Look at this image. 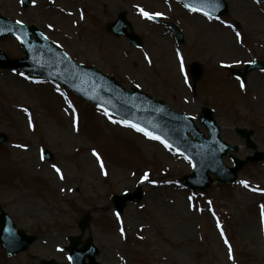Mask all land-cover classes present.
<instances>
[{"label":"rangeland","instance_id":"obj_1","mask_svg":"<svg viewBox=\"0 0 264 264\" xmlns=\"http://www.w3.org/2000/svg\"><path fill=\"white\" fill-rule=\"evenodd\" d=\"M226 1L230 10L221 19L178 0H33L29 7L0 0V13L37 25L76 62L192 115L205 133L201 108L212 107L222 137L239 145L236 155L245 158L253 150L236 127L249 128L264 151V69L241 82L228 67L264 61V2ZM140 9L179 25L185 43L177 44L161 21ZM121 12L142 48L108 31ZM0 47L10 57L24 56L14 37L3 38ZM192 61L204 69L198 81L189 72ZM0 132L8 136L0 144V202L18 227L37 235L14 256L0 245V264H70L62 247L72 235L80 237V247L92 236L101 264H264V161L243 167L235 183L191 191L182 180L192 172L184 157L61 85L10 69H0ZM44 149L51 159L42 158ZM61 173L73 179V193L62 190ZM138 185L143 199L117 217L112 194ZM84 215L91 225L81 232ZM141 220L147 227L140 228Z\"/></svg>","mask_w":264,"mask_h":264},{"label":"water","instance_id":"obj_2","mask_svg":"<svg viewBox=\"0 0 264 264\" xmlns=\"http://www.w3.org/2000/svg\"><path fill=\"white\" fill-rule=\"evenodd\" d=\"M23 1L25 5L30 3V0ZM184 1L202 12H205V7L209 6L216 8V12L219 14L228 10V6L223 0ZM168 24L174 29L179 42H183V35L179 28L172 23ZM109 28L117 34H126L131 42L140 44L139 37L134 32L127 31V28H131V24L126 20L124 13L120 14L118 21L112 23ZM11 34L20 37L26 57L12 59L0 50V68L12 67L59 81L85 100H90L118 115L125 122L145 129L153 136L160 137V140L167 141L168 145L192 160L194 172L184 177L191 188L207 189L213 182L210 174H214L218 182L234 181L237 178V171L247 161L264 159V152H256L246 161L233 157L236 165L228 167L224 164L222 156L229 154L231 150H237V146L226 143L220 137V130L211 109L204 108L201 117L202 123L209 132V137H205L190 116L173 110L166 103L139 89H125L113 77L103 74L95 67L77 64L62 48L56 47L36 26L16 24L0 15V40ZM32 34H35L37 38L33 39ZM262 65L263 63L249 64L245 74L254 67ZM192 72L196 79L201 75V68L197 63L193 64ZM237 131L242 137L247 138V146L256 148L255 143L250 140L248 130L239 128ZM189 132L194 135L195 141L189 137ZM6 139L7 136L1 133L0 143ZM46 155L51 156L48 152ZM142 196L143 192L139 188L136 192L126 193L123 196L115 195L113 200L119 212H122L128 200L138 201ZM88 225L89 218H83L81 221L82 230H85ZM34 239V236H29L16 227L11 216L2 209L0 204V242L9 254L26 249ZM71 240L73 264H99L95 260L98 249L93 245L92 238H89L81 249L77 247L79 242L76 237H72ZM86 257L90 259L89 263H86ZM44 264H55V262L46 261Z\"/></svg>","mask_w":264,"mask_h":264},{"label":"snow or ice","instance_id":"obj_3","mask_svg":"<svg viewBox=\"0 0 264 264\" xmlns=\"http://www.w3.org/2000/svg\"><path fill=\"white\" fill-rule=\"evenodd\" d=\"M140 11H141V13H142L145 17H147V18H149V19H153L155 16L162 15V13H149V12L145 11L144 9H140ZM205 15H208V13H205ZM237 35H239V34H237ZM131 126H132V127H137L136 125H131ZM137 130H138V131H141V132H144L145 135L151 136V137L154 138V139H158V140L161 139V138L158 137V136H152V134H151L150 132H147V131H146L145 129H143V128H137ZM163 142L167 145V141H163ZM53 167L56 168V171H57L58 173L61 172V170H60L58 167H56V165H53ZM61 178L63 179V174H62V173H61ZM144 179H145V180H148V179H149V177H148L147 174H145ZM241 183H244V184L247 186V182H245V181H241ZM262 207H264V206H262ZM117 215H119V214H117ZM121 231L123 232V228L121 229ZM222 232H223V230H222ZM225 243H228L227 239H225ZM229 251H231V245H230V244H229ZM232 258L235 259L234 256H233ZM69 259H71V257H69Z\"/></svg>","mask_w":264,"mask_h":264},{"label":"bare ground","instance_id":"obj_4","mask_svg":"<svg viewBox=\"0 0 264 264\" xmlns=\"http://www.w3.org/2000/svg\"><path fill=\"white\" fill-rule=\"evenodd\" d=\"M262 17H264V14L262 15V14H260ZM90 161V160H89ZM60 178H61V175H58ZM62 179V178H61ZM63 182L66 180V182H65V187H62V190L63 191H68V192H70V193H73V191H74V185L72 184V182H73V179L70 177V176H68V175H66V174H64L63 175ZM130 223L131 224H133L134 223V221H130ZM140 228H145V227H147V223L144 221V220H141V222H140Z\"/></svg>","mask_w":264,"mask_h":264}]
</instances>
